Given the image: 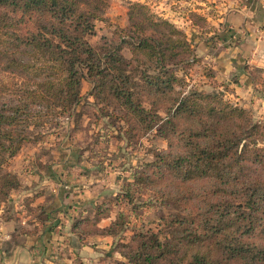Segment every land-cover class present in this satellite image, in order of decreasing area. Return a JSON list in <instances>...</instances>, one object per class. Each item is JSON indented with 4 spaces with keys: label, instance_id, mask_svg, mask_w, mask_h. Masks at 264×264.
Masks as SVG:
<instances>
[{
    "label": "trees",
    "instance_id": "trees-1",
    "mask_svg": "<svg viewBox=\"0 0 264 264\" xmlns=\"http://www.w3.org/2000/svg\"><path fill=\"white\" fill-rule=\"evenodd\" d=\"M108 5L109 0H0L1 219L16 217L13 207L5 205L22 186L19 174L6 165L31 137L43 139L35 127L44 121L75 115L78 127L83 114L75 107L83 103V85L90 80L94 103L120 110L116 116L127 123L136 117L146 130L158 127L169 149L156 155L157 160L180 176L182 184L197 179L209 183L192 197V208L176 205L163 237L138 229L120 249H113L129 264H264V123L217 92L175 90V83L183 85L185 78L175 74L174 65L194 64L199 58L188 33L167 19L142 14L136 20L130 12V33H121L117 41L103 37L100 45H93L89 37L96 21L105 19ZM134 8L146 6L133 2ZM160 26L166 29L161 31L164 39L145 32ZM127 45L132 59L123 54ZM151 68L156 73L149 74ZM252 69L254 82V70H264ZM146 96L154 98L151 107L145 105ZM153 165L147 163L151 169ZM142 182H152L149 172H137L124 188L105 192L91 215L73 223L79 240L89 235L117 238L129 216L115 212L114 206L132 203L133 187ZM181 183L176 195L184 193ZM29 214H45L39 226L22 229L37 234L50 213L41 203ZM107 219L109 224L101 226Z\"/></svg>",
    "mask_w": 264,
    "mask_h": 264
},
{
    "label": "rangeland",
    "instance_id": "rangeland-1",
    "mask_svg": "<svg viewBox=\"0 0 264 264\" xmlns=\"http://www.w3.org/2000/svg\"><path fill=\"white\" fill-rule=\"evenodd\" d=\"M217 1L109 0L105 19L96 21L95 34L91 35L89 40L95 46L101 44L103 37L117 41L121 33L129 32V29L133 28L132 22L129 19L130 12H134V18L136 20L143 19L142 14H154L157 18L167 19L178 28L185 30L190 39L192 37L194 38V36L200 38L205 37V34L210 31V28H214L210 18L211 15L216 14L217 6L219 5V1ZM133 2L145 4L146 8L131 9V3ZM144 24L148 26L146 21ZM122 29L124 32L121 31ZM162 30H166L164 26H160L154 30L147 27L145 32L147 34H153V36L159 39H164L165 37L161 33ZM173 38H177V36L174 35ZM191 43L195 49L196 44L192 41ZM123 54L127 59H132L133 53L130 46H125ZM197 56L199 59L194 64L179 63L178 65H174L175 74L179 78H185L181 82L183 85L178 82L175 83V90L186 93L190 89L198 88L208 93L217 92L215 94L225 100L248 109L252 113L254 120L264 123V73L254 70L255 93L241 100L231 95L226 84L216 83L211 78L212 72L207 63H204L202 57L198 54ZM142 61L150 63V60L145 57H142ZM144 68L141 65V69L143 70ZM154 72L156 73L153 68L148 71L149 74H154ZM91 90H93L91 82L90 80H86L83 85V103L75 107V112L83 114L78 127H75L73 122L75 115L73 118L60 115L53 120H46L43 124L35 127V132L39 134V139H43L36 141L35 137H31L30 141L24 144L18 155L21 158L26 157L23 161H25V164L26 162L29 164V157H35L37 152L50 153L51 150H54V152H59L60 155L65 154L64 158L67 156L66 163L72 162L68 164V168L71 170L76 167L75 164L77 162H75V157L78 156V161L80 163L81 158V164L83 166L94 169L101 168L115 184L121 181L119 183L120 188H124L123 186L126 185H122L124 182L128 180L133 181V174L137 172H149L152 177V182L138 183L133 187L134 197L132 203L128 204L127 202H123L122 204L114 206L115 212L122 211L129 216V222H127L124 231L117 238L113 239L108 236L105 239H99L91 235V239H88L89 237L87 238L89 241L91 240V244L89 245L91 248H86L85 246H80L79 248L76 245L75 249L77 250L73 249L75 254L64 249L63 252L60 251L64 247L58 246L57 248V264H123L124 262L129 264L127 259L119 251L113 249V246L120 249V244H126L131 234L138 229L158 232L163 237L165 232L170 228L169 221L171 220V214L177 211L176 205L183 209L192 208L195 202L192 197L199 196L200 192L209 183L204 179H197L194 181H185L182 184V178L180 176H177L169 168L165 167L164 163L157 160L156 155L169 149V141L159 133L158 127L155 126L153 129L146 130L136 117L130 123H127L123 118L116 116L121 114L120 110L114 111L111 106L105 105L104 102L99 101L94 103ZM144 99L145 105L151 107L150 102L154 98L146 96ZM161 114L164 113L161 112ZM126 128H128L127 131H125ZM49 143H52V145L49 146ZM73 154H75V161L72 158ZM18 155L9 161L5 169L13 171L12 167ZM53 161L52 164L55 163V159ZM148 162H154L152 166L154 169L147 166ZM49 164L47 160V163H42V166H49ZM44 166L43 169L47 171V168ZM15 173L18 174V172ZM60 179L61 177H59ZM180 183L182 184V188L179 190H184V193L176 195V189ZM30 185L27 183L25 186ZM23 186L13 190L7 201V205H5V209L20 203L24 212H32L35 210L38 205L34 204L31 206L30 198L33 195L27 197L26 193L22 191ZM120 188H117L115 192L119 191ZM190 189H192L193 193ZM42 217H45V214L33 216L35 222L38 224L37 226L40 225V219ZM28 218L32 217L29 216ZM109 222L110 219L103 223L107 225ZM57 223V221H54V225L57 226ZM48 226L50 228L52 224ZM22 240V232H19L15 235L13 243L19 244V241ZM113 240L114 243L116 240L118 243L114 245ZM132 243L136 244V241ZM21 257L18 255L15 256V264H41V261L43 262L42 264H45L41 260V256H34L31 252L27 254L25 260H21Z\"/></svg>",
    "mask_w": 264,
    "mask_h": 264
},
{
    "label": "crops",
    "instance_id": "crops-1",
    "mask_svg": "<svg viewBox=\"0 0 264 264\" xmlns=\"http://www.w3.org/2000/svg\"><path fill=\"white\" fill-rule=\"evenodd\" d=\"M218 1L216 14L210 18L214 29L206 33L205 37L194 36L190 40L196 44L197 54L211 69V78L216 83L226 84L231 95L242 100L255 93L250 69L256 67L264 70V0ZM64 155L54 150L50 153L39 151L35 157H29V164L23 161L26 157H16L12 169L21 178L24 185L22 191L27 197L33 195L30 198L31 206L43 203L50 218L44 228L40 227L39 233L28 234L21 228L31 229L38 224L33 217L28 218L31 211H27V215L20 203L13 206L16 211L14 219L5 221L0 217V264H15L16 255L25 260L29 252L41 256L45 264H57L58 246L64 247L60 251L64 249L73 254L76 245L79 248H91V240H88L91 235L81 242L77 231L73 229V223L91 215L95 203L102 195L109 189L115 192L120 188L121 181L115 184L101 168L83 166L82 159L79 163L75 154L72 158L74 161L76 158L77 163L71 170L68 164L72 162L66 163L67 156L64 158ZM47 160L49 166L43 165L46 171L42 163H47ZM27 183L31 185L25 186ZM54 221L58 225L54 229L48 228V224L53 226ZM103 222L101 226H104ZM19 232H23V240L19 244L12 243V236ZM96 237L105 239L108 235Z\"/></svg>",
    "mask_w": 264,
    "mask_h": 264
}]
</instances>
